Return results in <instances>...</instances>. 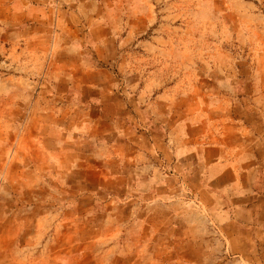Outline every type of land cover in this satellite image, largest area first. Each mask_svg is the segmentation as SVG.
Masks as SVG:
<instances>
[{"label":"rangeland","instance_id":"1","mask_svg":"<svg viewBox=\"0 0 264 264\" xmlns=\"http://www.w3.org/2000/svg\"><path fill=\"white\" fill-rule=\"evenodd\" d=\"M31 1L0 35V264H264V199L203 203L175 168L196 116L263 193L264 0Z\"/></svg>","mask_w":264,"mask_h":264},{"label":"crops","instance_id":"2","mask_svg":"<svg viewBox=\"0 0 264 264\" xmlns=\"http://www.w3.org/2000/svg\"><path fill=\"white\" fill-rule=\"evenodd\" d=\"M35 1L39 2V0ZM86 1L88 0H62V3L80 4ZM31 3V0H0V35L6 34L8 27L13 24V9H17L15 12L18 15L17 18H22L34 8L28 6ZM72 7L79 9L78 5ZM35 8L38 11L37 7ZM76 48L84 50L81 46ZM79 94L81 93L79 92ZM78 97L81 98L80 95ZM71 103H75V99L71 98ZM83 108L88 110L91 107L83 106ZM36 109L42 111V108ZM55 109L51 110V114L59 115L56 111L60 109ZM94 112L96 114V111ZM68 116L70 123L66 129H51V136L54 140L53 148L52 152H47L56 160H60L61 155L71 156V135L65 143L61 141L62 136L57 134L61 130L71 132L70 112H68ZM180 121V124L176 126L179 128L177 136L180 137V141L176 144L179 149L175 159V168L179 173V178L187 181L186 185L191 194L194 193L203 203L207 198L213 197L219 199L224 205L236 204V198L245 206L249 205L252 200L264 199V191L262 193L256 188V185H259L257 182L260 176L259 169L253 165L255 161L250 154L251 149L247 146L246 140L230 131L225 133L219 129L213 131L204 127L202 119L196 116L193 117L190 125L183 123V120ZM105 125L106 120L103 113L97 112V115H91L84 121V126H87L86 137H102L101 128ZM187 129H190V132L186 133L187 135H180ZM35 150L39 154V158L42 159L45 155L43 146L36 144ZM250 194H255L257 197L250 198Z\"/></svg>","mask_w":264,"mask_h":264}]
</instances>
